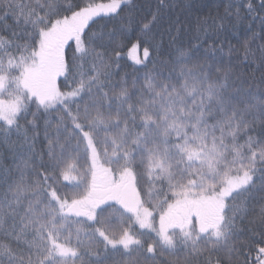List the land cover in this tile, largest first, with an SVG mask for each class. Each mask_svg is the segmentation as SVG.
<instances>
[{
  "label": "snow or ice",
  "instance_id": "6c2138e0",
  "mask_svg": "<svg viewBox=\"0 0 264 264\" xmlns=\"http://www.w3.org/2000/svg\"><path fill=\"white\" fill-rule=\"evenodd\" d=\"M203 7L0 0V264H264V0Z\"/></svg>",
  "mask_w": 264,
  "mask_h": 264
},
{
  "label": "trees",
  "instance_id": "16d2710c",
  "mask_svg": "<svg viewBox=\"0 0 264 264\" xmlns=\"http://www.w3.org/2000/svg\"><path fill=\"white\" fill-rule=\"evenodd\" d=\"M134 2L136 3V5L138 7L142 8V15H144V16H147L149 11L151 10L149 8V5H151L152 8H154L155 4H156V0H134ZM194 2L197 3V4L203 5L204 6L203 7V11L205 13H207L209 8H211L217 2V0H194ZM137 19H139V17H137ZM7 23L9 25H13V27H15V25L13 24V20L12 19H9L7 21ZM104 23H106V21L102 20L95 27L99 28ZM240 32H241V39H242L243 36H244L243 27H241ZM232 43L233 44H238V41L235 38H233ZM121 64H122V71H125V72H128V73H133L134 69L131 66V61L127 59L126 54H125V58L121 60ZM62 79L63 78L61 77V80ZM13 139H15V137H13ZM2 154H3V150L0 149V155H2ZM257 211H258V208H257ZM0 242L8 243L9 241L4 240L2 234H0ZM12 246L15 247V243L14 242L12 243ZM3 264H7V257H3Z\"/></svg>",
  "mask_w": 264,
  "mask_h": 264
}]
</instances>
